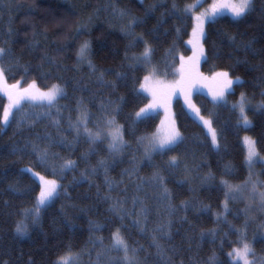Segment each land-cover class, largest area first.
<instances>
[{"label": "trees", "instance_id": "16d2710c", "mask_svg": "<svg viewBox=\"0 0 264 264\" xmlns=\"http://www.w3.org/2000/svg\"><path fill=\"white\" fill-rule=\"evenodd\" d=\"M212 0H206L208 5ZM195 0H176L182 10L192 5ZM157 4V10L142 25L135 27L137 35L143 34L153 42L155 53L152 67L156 76L163 80L178 77L180 56L189 57L191 50L187 46L193 19L190 13L182 11L174 16H167V22L160 29L167 31L156 42L149 35L161 13L171 10V0H0V47L11 49L18 65L5 63L6 79L9 85L19 82L21 86L29 85L33 80L41 91H47L53 84H59L67 93L61 98L57 108L49 109L44 103L24 102L23 111L16 114L17 121L27 116V122L20 127L12 123L0 131V264H56L57 258L66 254L70 247L73 253H82L80 264H94L96 255L102 249L96 243L103 238L104 248L111 243V234L120 228L130 248H140L139 257L146 264H159L152 246L153 236H159L153 230L166 223L168 216L163 206L157 201L154 187L146 186L137 190L140 181L137 177H148L153 166H159L166 176L168 188L173 193V204L179 209L172 217L171 235L160 240L168 249L177 251L173 257L175 264H197L203 262L215 252L222 264H230L228 253L238 246L240 239L235 229L246 227L247 240L253 243L258 257H264V217L261 214L245 216L244 203L232 201L229 212L224 214V193L220 180L226 179L232 184L240 185L247 180L248 170L245 163V151L242 145L244 136L256 141L260 156H264V112L257 111V105L264 101V58L246 55L235 48L229 37H235L237 44L249 40L257 41L256 47L264 45L261 34L264 32V18H261V0H256L257 11L246 18L235 20L229 16L216 18L205 25L207 40L204 41L207 60L201 61L199 72L203 77H212L216 71H229L233 79L240 77L244 83L234 85L227 95V105L216 104L210 97L196 93L194 105L201 115L211 118L212 127L218 134L221 150H214L204 127L186 111L182 101L175 99L172 104L176 128L183 136V142L174 152L153 157L151 164L143 159V147L137 143L138 137L153 134L159 124V114L138 123L132 128L134 112L149 100L139 92L143 77L149 69L131 72L125 51L130 38L121 31L126 20L114 15L113 9H127L135 16H144L145 10ZM99 10V11H97ZM92 17L90 23L88 18ZM63 21V22H62ZM88 23V30L77 36L76 26ZM179 28V33L176 29ZM73 37H76L73 39ZM91 41V59L97 72L92 73L87 63L77 65V50L86 41ZM169 49L173 51L169 54ZM143 45L128 49V55L139 54ZM247 61L237 63L236 61ZM28 72H24V68ZM105 73V79L116 80V73H125L127 80L118 81L112 91L102 87L97 77ZM245 93L250 100L247 115L253 127L244 129L239 120V112L233 111L232 105ZM124 97L122 110L117 114L118 123L124 125L125 140L128 147L110 162L107 176L103 169L89 177L81 179L86 168L95 166L101 158H107V144L99 145L97 155L85 162L82 154L88 151V144L81 138L74 147H65L58 143L60 135L69 140L75 135L68 127V119L76 118V103L81 98L87 104L92 116L90 126L96 124L100 117L101 100H119ZM9 100L0 94V118ZM16 110L13 112L15 113ZM12 117L10 116V120ZM59 120V129L54 121ZM0 127L1 124H0ZM59 131V135H58ZM50 136L57 141L49 144L50 153H58L53 171L51 162L41 164L36 155L28 148L23 153L11 154L12 146L23 148L25 143L36 141L42 146L46 140L37 137ZM177 156L181 168L173 175L168 174L167 161ZM133 157L136 158L135 162ZM60 158L76 161L77 167L71 171L59 170ZM137 171L133 175L128 172ZM184 164L191 170L189 180L184 178ZM231 165V171L225 173V165ZM32 168L33 173L55 179L59 184V195L54 201L41 208L39 224L34 225L29 218L27 235L17 236L15 226L24 220L25 210L32 209L38 200L40 183L33 173L22 172ZM128 170V171H126ZM211 172L215 182L201 184L200 178ZM259 177L264 181V169ZM111 181V185L106 183ZM16 185L20 191L12 193L9 185ZM139 196L149 209L144 231L136 226V215L125 216L121 220L111 207L115 199L124 202V208L133 212L132 199ZM190 201L194 207L184 211L180 208L182 201ZM202 205H207L203 208ZM159 209V211H157ZM136 212L139 211L137 205ZM219 214V215H218ZM186 217V220L184 219ZM247 220V223H246ZM215 232L213 236L210 233ZM205 236L201 239V233ZM223 242V243H222ZM112 257L118 256L116 252ZM101 264H106L105 260Z\"/></svg>", "mask_w": 264, "mask_h": 264}, {"label": "snow or ice", "instance_id": "6c2138e0", "mask_svg": "<svg viewBox=\"0 0 264 264\" xmlns=\"http://www.w3.org/2000/svg\"><path fill=\"white\" fill-rule=\"evenodd\" d=\"M143 3V0H141ZM261 8L259 10L261 18H264V0H261ZM202 7V4L188 5L184 9H180L176 3V0H171V10L168 13H161L160 17L157 19L156 24L149 33V35L156 42L159 38L167 35V31L164 33L160 32V29L167 22V16H174L177 19L180 18L178 13L181 11L184 14L192 12L196 7ZM158 5L152 4L145 10L144 16H135L127 9H113L114 15H117L120 19L126 20L127 22L121 26V31L130 38L128 48L125 51V60L128 61V66L131 72L135 73L141 69H149L151 71L148 75L143 77V82L140 84V90L147 92L151 97L148 103L144 106L139 107L138 111L134 112V117L132 119V128L138 123H142L151 118L152 113L156 112L157 109H163L165 113V119L161 120L160 126L157 131L150 136L138 137L137 143L140 144L143 149V159L147 160L150 164L153 161V157L159 155L163 157L169 152H174L176 148L183 142V136L176 128L175 119L170 114V103L173 96L178 93L182 95L185 99V103L203 122V124L208 128L211 133V144L217 153L221 150V144L218 140V134L212 127L211 118L206 119L201 115L200 109L197 108L190 100V90L194 85L200 81L207 78L198 71V65L200 61L207 60V55L205 53L204 41L207 40V33L205 31V24L208 22H214L216 18L223 14V9H228L231 16L235 20H241L246 18L257 11L256 0H213V3L209 5L204 11L195 14L192 19L194 24L192 27L191 39L187 41L188 44L192 46L193 54L185 58L183 55L180 56V67L177 70L179 73V78L174 79L171 82L161 81L156 79V70L152 67V60L155 53V48L153 42L146 39L143 34L137 35L135 32V27L142 25L146 22L147 18L155 13ZM99 11V10H97ZM92 17L88 18V23H90ZM63 22V21H62ZM88 23H80L76 26L77 36L82 35L88 30ZM180 29L177 28L176 32L179 33ZM76 37H73L75 39ZM231 44L238 50H242L246 55L250 54L253 57L260 56L264 58V45L256 47L257 41L249 40L247 42H240L237 44L236 38H228ZM261 40H264V32L261 34ZM138 44L143 45V50L137 55L133 53L131 56L128 55V49L135 48ZM169 54L173 49H169ZM77 65H82L87 63L88 68L92 73H96L97 69L91 59V41H84L77 50ZM239 63H247V61H236ZM5 63L9 65H18L19 61L13 56L11 49H6L0 47V92L8 97L9 104L4 108L3 116L0 118V124L4 127H0V131L4 128L10 127L12 123H17L20 127L23 123L27 122V116H23L19 121L16 119V114L23 111V106L21 101H41L46 102L49 109L55 107L57 112H59L58 103L61 98H65L67 93L63 87L59 84H53L47 91H41L36 84V81H32L27 87L21 88L19 82L9 85L6 79V72L10 71V68L5 67ZM24 72H28V68H24ZM116 80H106L105 73L100 72L97 79L102 87L106 86L115 91L117 88L118 81H124L128 79L125 73H116ZM212 81L215 84V90L212 93L213 101L216 104L227 105L228 101L226 99L227 95L231 94L234 85H242L244 81L240 77L231 76L229 71H216L212 74ZM125 102L124 97H119V100H101L99 110L101 112V117L99 121L90 126L92 121V116L88 110L87 104L84 99L81 98L76 103V112L78 113L76 118L73 119L69 116L68 127L71 132L75 133L71 140L67 136L60 135L58 141L59 144L65 147L72 148L78 144L81 138L88 144V151L82 154V159L87 162L91 156L97 155V148L99 145L107 144V158H101L97 161L96 165L90 169L86 168L84 172L81 173L82 180H88L90 176L96 174L100 169H103L105 175L107 176L108 168L110 167V162L115 163L117 158L120 157L125 149L128 147V143L125 140L124 125L118 123L116 116L122 110V104ZM250 105V100L245 93L240 94V99L232 105L233 111L239 112V120L244 129H250L253 127L252 120L249 119L247 115V108ZM257 111L264 112V101H262L257 106ZM15 109V113L13 112ZM10 116L12 119L10 120ZM57 128L59 129L60 121H54ZM59 135V131H58ZM46 140L49 143L41 145L36 141H29L25 143L23 148L18 146H12L11 154L16 155L17 153H23L28 148L31 152L36 155L38 161L41 164H49L51 162L53 166V171H56L55 161L59 157L58 153H50L49 144H55L57 141L53 140L52 137H37L38 140ZM245 147L247 149L245 162L250 170V175L248 180L242 185L232 184L226 179L220 180V186L224 193L223 200V211L224 214L229 212V203L234 200H246L247 206L243 210L245 216L248 217L252 211L253 205L264 212V181L254 180L251 174V168L257 162V157L259 153L256 148V141L249 136L243 138ZM61 163L59 164V170L61 172L71 171L77 167L76 161L72 159L60 158ZM135 162L136 158L133 157ZM181 168V161L175 155L171 156L167 161L168 174L173 175L177 170ZM26 173H33V169L28 167L21 170ZM128 171V170H126ZM137 168L133 166V169L128 172L129 175L135 174ZM231 171V165H225V173L228 174ZM33 175L39 176L40 180V192L36 205L30 209L25 210L24 220L18 221L15 226V232L17 236L27 235L28 225L26 221L30 218L34 225L39 224L40 221V211L41 208L48 205L50 202L54 201L59 195V184L55 179H46L45 176L39 175V173H33ZM191 176V170L188 168L187 164H184V178L189 180ZM140 183L137 185V190H142L146 186L154 187L157 192V201L163 206L167 213L168 219L166 223L158 225L153 231L158 233L159 236H153L152 246L155 248V255L159 260V264H175L173 259L176 249H168L164 247L160 240L171 235V217L179 210L173 204V193L168 188L166 183V176L164 175L162 169L159 166H153V171L148 177H137ZM216 177L209 172L207 175L200 178L201 184H211L215 182ZM106 183L111 185V181L106 179ZM8 190L12 193L19 192L20 189L13 184L9 185ZM133 212H128L124 208V202L120 199H115L113 201L111 211H113L121 220L128 215H136L138 218L134 221L136 226L144 231V224L147 222L149 209L145 206V201L139 196H134L132 199ZM139 205V211L136 212L135 209ZM194 207L190 201H182L180 208L187 211L189 208ZM203 208H207V205H202ZM159 211V209L157 210ZM219 215V214H218ZM186 220V217H184ZM144 224H142V221ZM247 223V220H246ZM239 234L240 239L238 246L233 247L228 253L230 259V264H264V257H258L253 246V243L247 240L246 237V227L244 229H235ZM215 236L216 233L213 231L210 233ZM205 234L201 233V239L203 240ZM98 246L102 249L96 255V260L94 264H101L102 260L106 261V264H146L145 260H141L139 257V252L142 250L140 248H130L126 238L122 234L120 228H117L111 234L110 246L105 249L103 238H98L96 242ZM223 243V242H222ZM116 252L117 257H112L111 253ZM122 255H119L121 254ZM82 253H73L69 247L66 254L57 258L56 264H80L82 260ZM183 264V261H181ZM192 264H197L195 260ZM203 264H222L220 259L217 257L216 253L213 252Z\"/></svg>", "mask_w": 264, "mask_h": 264}, {"label": "rangeland", "instance_id": "374dc122", "mask_svg": "<svg viewBox=\"0 0 264 264\" xmlns=\"http://www.w3.org/2000/svg\"><path fill=\"white\" fill-rule=\"evenodd\" d=\"M139 1H141V0H139ZM205 1H206V0H199V3L202 4V7L198 6V7H196L192 12H189V13L191 14L192 17H193L195 14H198L199 12L204 11L205 9H207V8L209 7V5H210L211 3H213V0H212V1H210V3H209L208 5H205ZM217 2H219V0H217ZM224 2H227V0H224ZM197 4H198V0H195V2H194L192 5H197ZM222 11H223V14L220 15V16H218V17H221V16H229V17L233 18V17L231 16L230 12L228 11V9H223ZM218 17H217V18H218ZM193 24H194V20H193ZM206 24H207V23H206ZM206 24H205V25H206ZM191 33H192V31H191ZM191 38H192V37H191V35H190V38H189V39H191ZM187 46H188L189 49L191 50V54H190V56H192V54H193L192 46H191L190 44H188V43H187ZM201 61H202V60H201ZM201 61H200L199 65H198V71H199V68H200ZM150 71H151V69H149L147 75L149 74ZM178 78H179V75H178V77H177L176 79H178ZM205 78H206V77H205ZM156 79L161 80V81H167V82H171V81H173V80H163V79L158 78L157 76H156ZM142 82H143V80H142ZM142 82H141V83H142ZM19 86H20L21 88H25V87H27L28 85H27V86H21V85L19 84ZM214 90H215V84H214L213 81H212V77H208V78L205 79V80H200V81H198V82L194 85V87L190 90V100H191V103L194 104V103H193V96H194V94H196V93L204 94V95L210 97V99L213 100V98H212V93H213ZM139 92H140L141 94H143L144 96H146V97L148 98V100L151 99V97L148 95L147 92H143L142 90H140V87H139ZM0 94H2L3 97L6 98V100L8 101V97H7L6 95H4L3 92H0ZM175 99H180V100L182 101V103H183V105H184L186 111L188 112V114H189L192 118H194L197 122H199V123L204 127V129H205L207 135L209 136V138H210V140H211V133L209 132L208 128L203 124V122H202L201 120H199L198 117L195 116V114L191 111V109H190V108L188 107V105L185 103V99H184V97H183L182 95H180L179 93H178L177 95L173 96L172 99H171V103H170V114H171V116L174 118V116H173L172 104H173V101H174ZM24 102H30V103H44V104H46V102H41V101H28V100L21 101V104L24 103ZM213 102H214V101H213ZM6 106H8V103H7ZM14 110H15V109H13V111H14ZM156 114H159V124H158V127H159V126H160V123H161V120H164V119H165V113H164V110L161 108V109H157L156 112L152 113V115H156ZM241 125H242V124H241ZM1 126L4 127L2 124H1ZM158 127H157V129H158ZM157 129H156V131H157ZM156 131H155V132H156ZM155 132H154V133H155ZM151 135H152V134H151ZM149 136H150V135H149ZM244 137H245V136H244ZM244 137H243V138H244ZM242 145H243V148H244V151H245V158H246L247 149H246V147H245V144H244V140H243V139H242ZM245 163H246V162H245ZM246 167H247V170H248V177H247V180H248L249 175H250V170H249L247 164H246ZM262 169H264V156H260V155H259V156L257 157V162H256V163L253 165V167L251 168V174H252V178H253L254 180H260L259 173H260V170H262ZM37 179H38V181H39V183H40L39 177H37ZM260 181H261V180H260ZM242 184H244V183H242ZM242 184H240V185H242ZM234 201H241V202H243L245 208H246L247 203H248L246 200H234ZM257 214H261V215L264 217V212L260 211V210L257 208L256 205H253V207H252V211H251V213H250L249 216L252 217V216L257 215ZM262 237L264 238V228H263V231H262ZM119 255H122V253L119 254ZM116 257H117V256H116Z\"/></svg>", "mask_w": 264, "mask_h": 264}]
</instances>
